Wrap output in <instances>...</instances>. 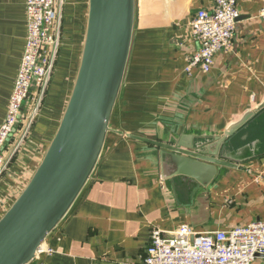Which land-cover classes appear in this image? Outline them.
Instances as JSON below:
<instances>
[{"label": "crops", "instance_id": "obj_1", "mask_svg": "<svg viewBox=\"0 0 264 264\" xmlns=\"http://www.w3.org/2000/svg\"><path fill=\"white\" fill-rule=\"evenodd\" d=\"M211 4L136 0L131 54L98 163L43 243L53 252L29 264L139 263L153 229L188 224L215 231L264 219V22L258 17L264 0H239L233 49L218 53L210 72L188 73L186 58L199 47L190 22ZM88 10L89 0H65L62 6L66 41L34 130L32 145L38 148L12 160L0 179V198L10 204L20 193L14 176L35 171L59 126L79 67ZM26 36L25 0H0V124ZM251 111L256 115L218 148L217 139ZM143 139L218 148L215 157L236 166H220L210 182L199 183L175 176L170 152ZM252 264H264V258Z\"/></svg>", "mask_w": 264, "mask_h": 264}, {"label": "water", "instance_id": "obj_2", "mask_svg": "<svg viewBox=\"0 0 264 264\" xmlns=\"http://www.w3.org/2000/svg\"><path fill=\"white\" fill-rule=\"evenodd\" d=\"M135 15L136 0H89L82 55L59 126L29 182L0 218V264L32 262L88 183L126 74ZM256 112L232 125L216 146L225 145ZM143 141L170 152L168 164L175 176L199 183L210 182L220 166H236L215 157L218 148L207 151L186 143L180 147Z\"/></svg>", "mask_w": 264, "mask_h": 264}, {"label": "built area", "instance_id": "obj_3", "mask_svg": "<svg viewBox=\"0 0 264 264\" xmlns=\"http://www.w3.org/2000/svg\"><path fill=\"white\" fill-rule=\"evenodd\" d=\"M238 2L212 0L210 7L196 11L190 27L199 47L186 58V72L192 73L194 69L210 72L216 55L233 49ZM62 6L63 0H25V48L8 109L0 124V179L19 151L17 141L24 136L25 126L28 128L35 114L34 101L44 93L51 80L60 47ZM258 17L264 22V6ZM9 142L12 145L6 150ZM33 173L20 181V193ZM10 206L8 198H0V218ZM45 252L53 250L41 246L36 256ZM258 257L264 258V219L215 231H198L188 224L172 231L156 228L142 261L125 264H252Z\"/></svg>", "mask_w": 264, "mask_h": 264}, {"label": "rangeland", "instance_id": "obj_4", "mask_svg": "<svg viewBox=\"0 0 264 264\" xmlns=\"http://www.w3.org/2000/svg\"><path fill=\"white\" fill-rule=\"evenodd\" d=\"M64 3H65V0H63V5H64ZM61 21H63V18H62V20ZM62 22H61V26H60V34H61V38H60V47H59V51H58V53H57V56H56V59H55V63H54V69H53V73H52V77H53V74H54V71L56 70L55 68H56V66H57V63L59 62V60H61L60 58H61V53H62V50H63V48H64V41H66V39H64V32H63V30H62ZM62 32H63V34H62ZM73 40V39H72ZM52 77H51V80H52ZM51 80L49 81V83L51 82ZM49 85V84H48ZM47 94H48V87H47V89L44 91V93L41 95V96H39L38 98H37V100H36V102L34 101V107H35V109H36V111H35V114L34 115H32V119H31V121L27 124L28 125V128L25 126V133H24V136L21 138V139H19L18 141H17V144H18V152L14 155V157L12 158V160H14L15 161V159H18V158H20L19 156L20 155H24V154H32L33 153V150H32V144H33V141H34V130H35V127H36V124H37V121L39 120V115H40V110H41V107H42V105H43V103H44V100H45V98H46V96H47ZM116 104H117V102H116ZM116 106V105H115ZM110 132V131H109ZM108 132V133H109ZM35 146V148H38V147H36L37 146V144H35L34 145ZM33 146V147H34ZM12 160H11V162H12ZM11 162H10V164H11ZM11 168L9 167V169H8V171L10 170ZM7 171V172H8ZM6 172V173H7ZM4 174V175H7V174ZM26 176V175H25ZM24 176V177H25ZM15 178H17L18 180V183H16V185L14 186L15 188H18V186L20 185V182L19 181H21L22 180V178H24L23 177V175H15L14 176ZM4 199V198H3Z\"/></svg>", "mask_w": 264, "mask_h": 264}]
</instances>
